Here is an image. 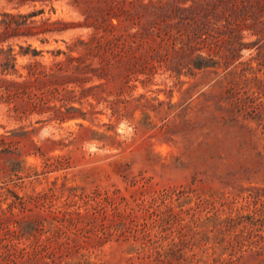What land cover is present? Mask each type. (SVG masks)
Segmentation results:
<instances>
[{
	"label": "rangeland",
	"instance_id": "rangeland-1",
	"mask_svg": "<svg viewBox=\"0 0 264 264\" xmlns=\"http://www.w3.org/2000/svg\"><path fill=\"white\" fill-rule=\"evenodd\" d=\"M0 19L30 33L0 42V78L33 79L30 95L0 97V198L7 188L23 195L31 228L13 242L38 251L37 264H264V226L218 222L264 215V86L250 82L252 100L234 107L244 126L211 122L201 108L202 91L232 78L221 71L93 75L66 81L75 91L64 96L50 72L64 52L82 50L70 46L92 31L78 24L84 15L68 0H0ZM241 53L248 60L256 49ZM8 55L14 68L2 69Z\"/></svg>",
	"mask_w": 264,
	"mask_h": 264
},
{
	"label": "trees",
	"instance_id": "trees-1",
	"mask_svg": "<svg viewBox=\"0 0 264 264\" xmlns=\"http://www.w3.org/2000/svg\"><path fill=\"white\" fill-rule=\"evenodd\" d=\"M84 15L85 21L79 25L90 26L92 31L87 38L78 37L70 49L80 45L78 54L64 52L65 57L54 61L57 70L50 73L61 84L65 96L74 92L66 81H83L93 75L97 78L120 79L127 82L138 72H155L159 69L179 76L181 73L195 75L202 69L231 75L228 85L216 92L202 91L201 108L207 112V120L228 125L244 126L239 123L234 107L242 100H252L249 83L254 81L264 86V0H68ZM18 14L26 22L27 16ZM8 15V13H6ZM10 16H13L12 14ZM48 19V18H47ZM62 23L60 19L52 21ZM0 42L13 33L11 20L0 19ZM67 24V22H65ZM76 24V23H75ZM63 29V28H52ZM256 35L251 41H243V31ZM17 31V30H15ZM254 47L256 53L248 60H242L241 50ZM1 49V48H0ZM95 58V60H93ZM1 62L2 69L14 68L9 60ZM89 59V60H88ZM252 59L256 61L253 65ZM65 72H62V71ZM261 71L262 73H258ZM37 79V78H36ZM33 79L0 78V97L19 98L29 94L27 84ZM103 82L80 86V96L98 88ZM59 89L58 85L54 86ZM244 95V96H242ZM64 96H62L64 98ZM142 96V95H141ZM61 97V98H62ZM163 101H160L161 104ZM172 106V103H168ZM185 107L175 114L180 117L182 126L189 129L192 124L182 117ZM254 111V109H253ZM57 112L63 111L57 107ZM79 113L85 117V112ZM243 118L251 116L245 112ZM203 124V122H200ZM164 122L161 126L167 125ZM5 141V135L0 134ZM13 162L10 160V163ZM20 162V161H19ZM14 169V168H13ZM13 197H9L10 194ZM2 192L0 191V195ZM41 193L29 194L28 198L39 197ZM9 198L6 205L0 204V256L5 264H37L41 255L31 252L25 246L13 242L20 233L30 231L23 195L7 188L1 201ZM18 207L15 211L13 208ZM81 212L78 211V214ZM255 213V212H254ZM238 213L221 219L223 224H237L244 220L264 226V215Z\"/></svg>",
	"mask_w": 264,
	"mask_h": 264
}]
</instances>
